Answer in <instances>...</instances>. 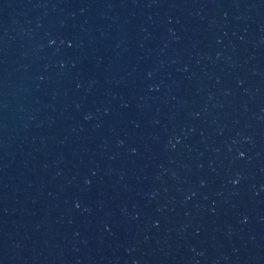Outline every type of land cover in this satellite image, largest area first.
<instances>
[{
  "label": "water",
  "instance_id": "obj_1",
  "mask_svg": "<svg viewBox=\"0 0 264 264\" xmlns=\"http://www.w3.org/2000/svg\"><path fill=\"white\" fill-rule=\"evenodd\" d=\"M0 264H264V0H0Z\"/></svg>",
  "mask_w": 264,
  "mask_h": 264
}]
</instances>
